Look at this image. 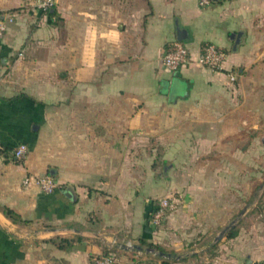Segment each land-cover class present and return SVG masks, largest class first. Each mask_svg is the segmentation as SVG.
<instances>
[{"label":"crops","instance_id":"0c3cea01","mask_svg":"<svg viewBox=\"0 0 264 264\" xmlns=\"http://www.w3.org/2000/svg\"><path fill=\"white\" fill-rule=\"evenodd\" d=\"M34 1L0 0L13 14L0 37V264H92L113 239L117 264H196L216 242L212 264L264 263V227L244 222L240 195L248 129L264 123V0ZM176 39L226 58L167 71ZM45 173L51 192L35 181ZM165 195L177 207L153 226ZM241 199L244 223L213 242Z\"/></svg>","mask_w":264,"mask_h":264},{"label":"built area","instance_id":"2783aa9c","mask_svg":"<svg viewBox=\"0 0 264 264\" xmlns=\"http://www.w3.org/2000/svg\"><path fill=\"white\" fill-rule=\"evenodd\" d=\"M211 0H197L199 6H205L210 3ZM54 3V0H35L34 6L36 8L46 10L49 9ZM13 21V14L6 12L0 17V37L3 36L10 22ZM226 58V52L213 42H205L198 53L193 58L190 50L180 40H173L167 47L164 48L160 63L161 67L167 71H176L182 66L188 64L190 61H195L197 64L208 67L211 69H218L222 66ZM230 80H235L237 73L235 71H228L227 73ZM27 145L25 143H19L13 150V156L17 160H21L25 157L27 152ZM29 176L23 178L22 183L27 185L29 182ZM35 181L39 184L44 192L53 191L58 183L54 177L48 173L38 175L35 177ZM153 208L150 213V222L153 226H160L164 221L166 215L177 207V200L172 196H161L153 199ZM118 244L116 239H113L110 246L105 251L99 253L93 257L92 264H117L118 257L115 250L112 248L114 244ZM126 248H133V243L130 240L123 242Z\"/></svg>","mask_w":264,"mask_h":264},{"label":"rangeland","instance_id":"374dc122","mask_svg":"<svg viewBox=\"0 0 264 264\" xmlns=\"http://www.w3.org/2000/svg\"><path fill=\"white\" fill-rule=\"evenodd\" d=\"M248 131H250L249 134L251 133V131H253V136L255 139L253 141V165L251 166L252 171L249 172L248 178L245 175L242 178L245 181V185L243 186V190L240 189V195H244L243 200L245 202L247 200L249 201L247 205L248 209L246 215L244 216V218L246 217L244 222H256L258 224V229L261 230L260 225L264 227V142L262 141V139H264V123L262 125H256L253 128H249ZM241 138L242 139L240 140V143H243L244 136H242ZM246 196H248L247 199L245 198ZM243 200L241 199V201H239V204L229 215L230 218L228 220L238 215L241 207L245 205ZM242 220L240 222H243ZM238 225L239 224H237V226ZM209 239L210 238H207L208 241ZM218 249L219 246L217 242L215 247L208 245L206 247L207 258H200L196 255L194 261H196V264L199 261H201V264H212L210 256H212L214 253L218 254Z\"/></svg>","mask_w":264,"mask_h":264},{"label":"water","instance_id":"95a60500","mask_svg":"<svg viewBox=\"0 0 264 264\" xmlns=\"http://www.w3.org/2000/svg\"><path fill=\"white\" fill-rule=\"evenodd\" d=\"M264 142V140H263ZM68 192H71V187H67ZM246 210V206H244L241 211L238 213L237 216H235L234 218L230 219L221 229H219L216 233V235L214 236L213 242L218 241L222 236H224L229 230H231L232 228H234L236 226V224L241 220L242 216L244 215V212ZM134 248L136 249H140L141 246L139 245H133ZM147 250L153 251V249L151 248H147ZM158 255L161 256H170L169 253H166L164 251H156ZM251 264H264L262 262L259 261H253Z\"/></svg>","mask_w":264,"mask_h":264},{"label":"trees","instance_id":"16d2710c","mask_svg":"<svg viewBox=\"0 0 264 264\" xmlns=\"http://www.w3.org/2000/svg\"><path fill=\"white\" fill-rule=\"evenodd\" d=\"M50 14H52V13H50ZM6 213L9 214L10 216H13V213L10 209H6ZM235 233H236V229H231L226 233V236L231 237V236L235 235ZM147 246L150 248H153V249H157L159 251H164L161 247H159L155 244H152V243H147ZM213 246H214V244H213Z\"/></svg>","mask_w":264,"mask_h":264}]
</instances>
